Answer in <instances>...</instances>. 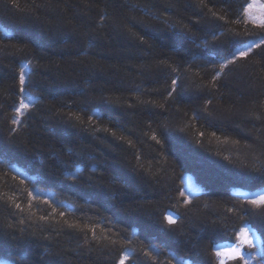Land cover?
<instances>
[{"label":"trees","instance_id":"trees-1","mask_svg":"<svg viewBox=\"0 0 264 264\" xmlns=\"http://www.w3.org/2000/svg\"><path fill=\"white\" fill-rule=\"evenodd\" d=\"M207 2L211 6L216 0ZM240 2L247 7L256 0ZM129 3L141 7L157 3L155 14L162 16L165 5H176L173 11L179 10L184 23L195 16L192 8L185 11L183 5L195 6L198 0H180L179 5L176 0H129ZM116 7L112 0H0V264H31L37 257L45 264L53 253L61 257L56 264H93L87 247H80L81 233L76 232L75 238H70L64 232H53L52 228L58 227L57 220L62 225L64 219L71 222L76 217L83 218L79 220L82 224L98 221L104 226L98 216L91 213L85 216L82 209L86 204L99 208L109 198L115 207L105 214L112 215L131 240L127 245L121 241L113 250L114 258L119 257L121 249L130 252L126 264H147L141 253L152 246L164 253L152 264H220L215 250L237 245L239 231L245 226L254 233L258 263L264 264V223L258 217H241L235 211L249 207L247 195L264 191V177L253 167L257 157L264 159L259 155L257 141V128L264 126V95H260L264 89L251 91L242 70L226 69L217 81L222 86L211 89L215 97L212 104L205 106L209 90H198L190 80L179 96L173 94L176 109L170 107L171 100L163 107L155 106L164 103L161 96L170 84L171 70L161 71L160 58H170L169 64L175 61L183 65L186 57L192 59V54L201 51L213 54L216 46L206 45L210 35L198 30L204 21L191 26L189 33L197 37L196 44L201 45L197 48L178 30L128 8L120 10L118 19H109L116 15ZM133 18L136 24H129ZM168 19L176 17L169 14ZM121 21L126 27H119ZM58 24L63 26L62 31H49ZM144 24L156 31L142 42L139 37L145 35L141 30ZM78 25L80 33L73 31ZM228 27L239 32L238 39L244 41L264 35V30L252 24L231 23ZM22 38L25 43H21ZM261 52L264 47L255 49L249 60L257 62V54ZM38 54L43 57L39 66L29 65L36 73L32 76L36 87L28 89L36 103L25 111L24 128L12 134L10 128L16 127L11 124L13 105L20 99L16 95L18 80L12 77L18 74L20 63L34 61ZM194 59L196 63L188 75L207 85L213 70L209 68L207 73L200 71L195 75L203 61L199 55ZM81 107L86 109L85 122L69 119ZM197 110L205 117L211 111L216 127L209 128L206 122L193 120ZM92 113H98L102 126L116 131L117 136L94 132L87 123ZM252 113L261 119H255ZM117 119L125 129L123 133L113 126ZM160 122L170 128L162 135L157 129ZM149 124L157 129L161 144L145 134ZM198 131H204V137L200 138ZM212 131H216L219 140L211 136ZM121 134L126 137L123 141L118 139ZM128 139L133 141L132 147ZM260 139L264 140V136ZM72 150L99 159L77 161L68 155ZM137 152L142 156H158L165 163L150 161L151 174L138 171L133 166V153ZM97 164L107 170L103 173L105 178L114 177L118 181L114 188L108 186L111 191L99 185L92 188L87 180L76 183L69 179L91 175V166ZM22 178L24 184L20 183ZM186 178L191 179L197 190L189 197L190 205L180 195L181 191L188 195ZM29 191L38 198L36 201L28 196ZM9 197L26 209L31 202L30 211L35 213L31 220L44 216L49 218V225L32 223L24 215L13 217L11 213L18 210L12 207ZM5 201L7 208L3 207ZM226 208L234 211L226 212ZM60 212L65 214L63 219ZM168 212L183 217L177 220L182 234L169 230L164 219ZM25 227L27 232L17 231ZM101 234L97 227V235ZM225 264L244 262L237 259Z\"/></svg>","mask_w":264,"mask_h":264},{"label":"snow or ice","instance_id":"snow-or-ice-1","mask_svg":"<svg viewBox=\"0 0 264 264\" xmlns=\"http://www.w3.org/2000/svg\"><path fill=\"white\" fill-rule=\"evenodd\" d=\"M112 3L117 7L114 9L116 15L113 17H109V19H118V17L122 14L120 10L124 8H128L130 11H134L137 13H143L144 16H147L150 20L155 21L156 23L163 24L166 27L172 28L174 30H178L180 35L188 40L190 44L196 45L197 48H200L201 45L196 44L197 37L195 34L191 36L189 33H192L193 25L200 24L201 21H204V24L201 25V32H205L206 35H210V40H205V44L208 46L215 45L216 47L213 49V54L206 53L201 51L199 53H194L193 58H185V64H177L175 61L172 64L168 63L170 58H160L158 67L164 72L166 69H170L171 71L168 73V79H170V84L165 91V94H162L161 98L163 99V104L155 105L158 107H163L164 104L169 103L171 100L170 107L176 109V100L172 99L173 94L175 93L179 96L180 92L184 91L187 81H190L195 85L198 90L208 89V95L205 97V106L213 103L215 97L211 94V89H218L222 85H218L217 81L220 80V76L225 72L226 69L229 71H237L242 70V75L247 76L246 84L248 88L255 92L259 87L260 89H264V52L258 53L257 62L253 63L249 60V57L252 56L255 49H260L264 47V35H260L256 37L252 41H244L243 39H238L240 37V33L235 31L234 29L228 27L229 24L235 23L237 25H247L252 24L260 29L264 30V12L260 15H256L252 12V9L256 7L255 3H249L247 7L244 6L240 2V0H216L215 3L209 6L207 0H198L197 5L193 6L191 4H184L183 9L186 11L189 8H192L194 11L195 19L189 17L187 22H184V16L180 15L179 10L173 11V8L176 5H165L163 16L155 14L158 10L159 5L157 3H150L145 7H141L140 5H133L129 3V0H112ZM176 4H180V0H176ZM40 5H36V8H39ZM207 8L208 11L204 12L203 9ZM261 9H264V5H260ZM149 9H152L150 11ZM169 14L175 16V20L168 19ZM231 18V19H230ZM103 19V17H102ZM209 20L211 23H209ZM71 23V21H69ZM182 23V26H180ZM129 24H136L135 19L129 20ZM179 26V27H178ZM119 27L124 28L126 25L121 21ZM63 30L62 25H56L54 27H50V32H59ZM141 30L145 33L144 36H140L139 39L143 42L146 37L156 29L151 28L149 25L144 24ZM74 32L80 33V26L78 25L73 29ZM7 35V33H5ZM132 35H136V33H132ZM200 39H204V37H200ZM26 41L22 38L21 43H25ZM22 52L23 49H20ZM195 55H199L203 61L200 65H198L199 71L195 73V75H199L200 71L205 73L208 72V69L211 68L213 70L212 75L208 81V84L205 85L203 83H197L192 80L191 76L188 75L191 72L193 65L196 63L194 57ZM43 59L39 54L33 60H28L27 62H22L19 64L18 74H14L12 79L14 81L18 80V91L16 95L20 97L18 103L13 105L14 114L11 119V124L16 126L10 128V132L12 134H16L18 131L22 130L27 123L22 119L25 115V110H28L35 106L36 101L32 100L30 97V93L28 92L29 88H35L36 86L32 83V76L36 73L34 71L35 67L39 66L40 61ZM238 61H244V64H239ZM34 64V68L32 70L29 69V65ZM173 64L176 66L173 67ZM230 66H235V68H230ZM15 71V70H14ZM167 83L168 80L166 79ZM179 88V91H178ZM260 95H264V92H261ZM43 102V98L40 99V103ZM139 103H153L152 101H139ZM131 107V105H129ZM207 111V107H205ZM86 112V109L81 107L77 110V112H73L69 119L74 120L78 123H84L83 114ZM178 112V109H177ZM79 113V114H78ZM251 115H255V119L260 120L261 116L252 113ZM31 119V117H29ZM193 120H201L207 123L209 128L216 127L214 120L212 118V112L208 111L207 117L202 116L197 110L196 115L192 117ZM87 123L91 125V128L94 132H103L108 133L113 137L117 136V132L113 131L111 128L104 127L101 124V117L98 113H92L87 118ZM113 126L116 127L117 131L123 133L125 129L120 125L119 120L113 121ZM254 127H256L254 125ZM157 129L161 130V135L169 131L170 128L168 125L160 122L157 124ZM157 129L152 128L151 124L148 125V132L145 133L150 134V139L155 141L156 144H161L162 141L159 136L156 134ZM87 130V129H86ZM216 131H219V128H216ZM216 131H212L211 136L215 137L217 140L220 139L219 136L216 135ZM257 141L259 142V155L264 157V140H261L260 137L264 136V126L257 128ZM204 131H198V136L200 138L204 137ZM97 139H101V137H97ZM118 139L125 140L126 137L121 134ZM127 143L129 147L133 146V141L128 139ZM235 143H239L236 141ZM68 155L79 160H94L99 159L97 156L87 155L85 156L83 153H77L75 150H72L68 153ZM134 156V168L138 171L146 172L148 174L152 173L153 165L150 161H157L159 163H165V161L160 160L158 156H142L140 152L133 153ZM62 165L63 161H59ZM147 165V166H146ZM253 167L255 170L259 171L261 176L264 177V159H259L257 157L256 162ZM80 171V169H77ZM107 170L102 168L99 164L91 166V175H81L71 176L70 180L76 183H82L87 180L88 184L92 188H96L98 185L101 188L107 189L111 191V188L108 186L111 185L113 188L117 185L118 181L114 177L105 178L103 173ZM167 169H165V172ZM13 179H16L13 176ZM25 180L20 179V183L24 184ZM195 189H189L188 195H185L184 191H181L180 195L182 197L183 202L186 205L192 204V200L189 198L190 196L196 194ZM28 196L32 201H36L38 198L32 194L31 191L28 192ZM8 201H11V205L15 210L11 213L13 217L18 215H24L25 220H29L32 223H42L44 225H49V218L41 216L38 220H31V217L35 216L34 212H31L33 205L31 202L27 204V209L22 207L20 203H16L15 200L11 197L8 198ZM8 201L4 202L3 207H8ZM45 204H49L48 200H44ZM246 203L249 207H244L235 211L239 212L241 217H258L261 223H264V192H253L246 197ZM115 207L114 204L111 203V198L109 200L102 201L100 203L99 208H93L91 204H86L82 211L85 216H88L89 213L92 216H98L100 220L104 222V226H100L98 221H94L92 225H88L87 223H80L79 220L83 219L82 217H76L71 222L67 219H64L63 224H60V221L57 220L56 224L58 227L52 228L53 232H64L70 238H75L74 233L79 232L83 235V242L80 247H87V251L90 254L89 258L92 259L93 264H106L108 260H112L113 264H126L130 259V252L124 251L121 249V254L119 257L113 256V250L116 249V246L124 241L125 244H130L131 240L126 236L125 230L121 229L118 226V222L113 219L112 215H106V212H111L112 208ZM207 207V205H206ZM103 209L101 211L100 209ZM120 209L117 208V212ZM226 212L234 211L233 208H226ZM26 212L30 213L26 215ZM64 213L60 212L59 216L61 219L64 218ZM164 219L167 220V224L170 226V231H176L182 234L181 230L177 225V220H183V217H180L177 213L168 212ZM20 224L24 223V220L17 221ZM97 227L100 228L101 235H97ZM43 230V228H41ZM22 233L27 232V227L17 229ZM90 234V235H89ZM17 238V237H14ZM239 239L240 244L229 247L227 249L215 250V255L217 257H222L220 264H225V260L234 261V260H242L244 264H249V260L245 258L242 246H247L248 248H254V238L251 235V230L249 227L245 226L239 231ZM155 253V255H154ZM91 254H95L94 257ZM141 255L146 258L147 264H152L158 260L159 257L163 256V250L161 248H156L154 246L149 247L147 250H143ZM61 259L56 253H53L45 262V264H56L57 260ZM31 264H41V258L37 257V259L31 261Z\"/></svg>","mask_w":264,"mask_h":264},{"label":"rangeland","instance_id":"rangeland-1","mask_svg":"<svg viewBox=\"0 0 264 264\" xmlns=\"http://www.w3.org/2000/svg\"><path fill=\"white\" fill-rule=\"evenodd\" d=\"M260 1H261V3L256 0V3H255L256 7H254L252 9V12L255 13L256 15H260L262 12H264V9H261L260 8V5H264V0H260ZM25 115H26V112H25ZM25 115L22 117V119L25 117ZM184 184L186 185V188L187 189L189 188V189H195L196 190V187L192 183V181H191L190 178H186ZM51 203L53 205H56L53 201H51ZM55 208H56V210H59V207L57 205H56ZM251 235L254 238V244H255L256 243V238H255V235L252 232V230H251ZM238 244H240V240H239V243ZM229 247H232V246H226V247H224L222 249H227ZM222 249H220V250H222ZM242 249H243L245 258L249 260V264H259L258 263V261H259V257H258V251H259V249L256 250L257 249L256 244H255V247L254 248H248L247 246H242ZM220 258L223 259L222 257H220ZM227 261H229V260H225V262H227Z\"/></svg>","mask_w":264,"mask_h":264},{"label":"water","instance_id":"water-1","mask_svg":"<svg viewBox=\"0 0 264 264\" xmlns=\"http://www.w3.org/2000/svg\"><path fill=\"white\" fill-rule=\"evenodd\" d=\"M259 192H264V191H259ZM179 264H181V262H178Z\"/></svg>","mask_w":264,"mask_h":264}]
</instances>
